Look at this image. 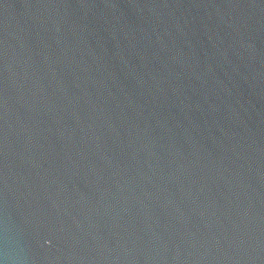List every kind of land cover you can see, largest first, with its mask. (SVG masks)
Returning a JSON list of instances; mask_svg holds the SVG:
<instances>
[{
	"label": "water",
	"instance_id": "water-1",
	"mask_svg": "<svg viewBox=\"0 0 264 264\" xmlns=\"http://www.w3.org/2000/svg\"><path fill=\"white\" fill-rule=\"evenodd\" d=\"M0 264H264V0H0Z\"/></svg>",
	"mask_w": 264,
	"mask_h": 264
}]
</instances>
